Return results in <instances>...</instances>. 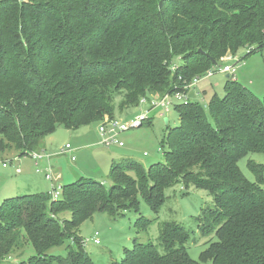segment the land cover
I'll list each match as a JSON object with an SVG mask.
<instances>
[{"label":"trees","instance_id":"obj_1","mask_svg":"<svg viewBox=\"0 0 264 264\" xmlns=\"http://www.w3.org/2000/svg\"><path fill=\"white\" fill-rule=\"evenodd\" d=\"M263 48L264 0H0V153L30 156L59 126L78 130L114 118L117 101L123 111L187 93L226 56ZM174 110L180 125L167 134L163 162L149 169L115 162L110 186L81 177L62 186L59 200L6 198L0 261L30 244L35 255L20 264H95L80 234L84 223L96 214H139L140 198L158 215L166 189L192 184L214 200L198 228L216 241L199 260L186 248L190 233L171 222L161 231L164 254L135 239L112 264H264V165L248 163L256 182L239 167L264 154V98L231 75L208 112L190 100ZM66 213L71 219L59 217ZM136 225L147 230L151 221L141 216ZM67 241L65 257L49 254Z\"/></svg>","mask_w":264,"mask_h":264},{"label":"rangeland","instance_id":"obj_2","mask_svg":"<svg viewBox=\"0 0 264 264\" xmlns=\"http://www.w3.org/2000/svg\"><path fill=\"white\" fill-rule=\"evenodd\" d=\"M230 56H226V60ZM233 57L227 62H222L220 67L211 69L213 77L209 80H202V84L196 89H190L188 99L200 104L208 112L211 98L215 94L219 97L225 95L227 80L221 70L226 65L235 67L233 76L235 80L263 99L264 48L262 51L249 55L245 49H241ZM171 100L175 105L184 103V100ZM119 104L120 101H117L114 118L120 122L129 124L141 119L144 115L146 118L140 128L131 129L120 136V140L124 143L122 148L117 146L106 148L101 144L98 132L99 123L81 127L78 130H67L59 126L53 134L43 140L40 149L36 152L43 156V159L38 162V167L41 170L53 168L54 178L59 179L57 181L55 179L53 181L46 180L44 171L37 174V161L32 156L19 159L13 149H7L4 153H0V206L6 198L19 196L13 195L9 190L23 182L36 187L32 193L50 190L53 186L51 182L55 186H64L81 177L92 178L110 186L112 182L109 174L114 161L120 162L125 158L132 159L144 165L146 169H149L153 164L163 162L164 152L168 150L167 134L170 128L180 125L177 111L172 108L166 117H161L162 111L160 109L153 110L149 103H140L136 108L123 111L119 109ZM148 120H151L152 123L148 124ZM66 145H70L75 161H71L70 154L63 155ZM144 153H147L148 156H144ZM16 159L21 160V175L14 174L16 162L13 161ZM5 162L9 163L7 168H3ZM249 162L264 165V154H250L239 162V167L247 179L256 182L255 175L248 167ZM23 176L29 177V179ZM16 179L20 181H15ZM262 187L264 189V185ZM7 193L8 195H5ZM213 205L214 200L209 191L197 189L192 184L188 185V188L184 184H177L166 189V202L158 215L140 198L139 214L133 211L123 212V215L120 216L96 214L92 220L82 225L80 234L84 241H89L85 248L95 264H112L120 262L124 258V249H131L135 239L140 243H154L158 246L159 252L164 254L160 242L161 231L164 224L176 222L190 233L186 248L191 258L198 261L200 254L208 248L209 242L216 241L213 236L203 237L198 228V218L203 210L213 207ZM141 216L151 221L147 230H140L139 225H136L137 219ZM59 217L71 219V214L66 213ZM95 239L100 241L99 245L94 243ZM71 244L72 241H67L64 246L50 250L49 254L65 257ZM34 255L33 247L28 244L21 252L0 261V264H20Z\"/></svg>","mask_w":264,"mask_h":264},{"label":"built area","instance_id":"obj_3","mask_svg":"<svg viewBox=\"0 0 264 264\" xmlns=\"http://www.w3.org/2000/svg\"><path fill=\"white\" fill-rule=\"evenodd\" d=\"M227 57L223 58L222 62H227V60L234 58L231 55L230 58H228L226 60ZM221 72L234 75L235 74V67H230V66L226 65L223 67ZM211 77H213V73L210 70L205 75L196 77L189 85H187L185 87V90L189 91L190 89L196 87L202 80L208 79ZM171 99L184 100V103L189 101L187 93L177 92L173 95L167 94L163 97H152L151 99H142L141 103H149L153 110L154 109H160L162 111L161 116L166 117V115L168 113H170L171 109L175 108V106H176ZM144 117H145V115L141 119H137V120H135L129 124H124V123L120 122L119 120H117L116 118H109L106 116L104 118V120L98 124V132H99L100 137H101V144L104 145L106 148H111L113 146H117L120 148L124 147V143L120 140V136L123 133L130 131L131 129L140 128L143 125L144 121L146 120V118H144ZM67 154L71 155V161H75V157L72 155V150H71L70 145H66L65 150L63 151V155H67ZM30 156H32L33 159L37 161V170H36L37 173L43 172L38 167V162H39V160L43 159V156L40 155L39 153H32ZM13 162L18 163L19 159H16ZM8 164H9L8 162H5L3 164V167L7 168ZM16 171H17V173L21 172V170L19 168ZM44 173H45L46 180L53 181V179H55V181H57V178L56 177L54 178L53 169L48 168L46 170V172H44ZM51 183L53 186L51 187V189L48 193L53 200H59L62 197V186L61 185L55 186L53 182H51ZM96 236H97V234H96ZM88 242H89L88 240H85L83 242L85 247H86ZM94 243L96 245H99L100 241L98 239H95Z\"/></svg>","mask_w":264,"mask_h":264},{"label":"crops","instance_id":"obj_4","mask_svg":"<svg viewBox=\"0 0 264 264\" xmlns=\"http://www.w3.org/2000/svg\"><path fill=\"white\" fill-rule=\"evenodd\" d=\"M223 74H225V75H228L227 73H223ZM229 75H231V74H229ZM235 75V74H234ZM233 75V76H234ZM226 77V76H225ZM209 79H211V78H208L207 80H209ZM207 80H205V81H207ZM204 82V81H203ZM200 84H202V82H200L196 87H194V88H192V89H196ZM189 95H190V93L189 92H187V96L189 97ZM162 117V116H161ZM147 153H144V156H148V155H146ZM73 155V154H72ZM74 156V155H73ZM22 159V158H21ZM126 159V158H125ZM124 160V159H123ZM21 161V160H20ZM18 162V163H16V167H15V170H14V174L15 175H21L22 174V170H21V162ZM116 161H114L113 162V164L115 163ZM4 168V167H3ZM20 169L21 170V172L20 173H17V169ZM48 168H46L45 170H42V171H44V172H46V170H47ZM51 169H53V168H51ZM37 170V169H36ZM36 173H37V171H36ZM37 174H39V173H37ZM17 177V176H16ZM15 177V178H16ZM23 177H25L26 179H29V177H26V176H23ZM57 178V177H56ZM86 178V177H85ZM46 179V178H45ZM58 179V178H57ZM92 179V178H91ZM59 180V179H58ZM15 181H20L19 179H16ZM36 189V187L34 188V186H31L30 184H26V183H22V184H16V186H14V187H11L10 188V190L9 191H11V193H13V195H24V194H35V193H32V191H34ZM50 190H47V191H42V192H36V193H48ZM5 195H8V193L7 194H5Z\"/></svg>","mask_w":264,"mask_h":264},{"label":"water","instance_id":"obj_5","mask_svg":"<svg viewBox=\"0 0 264 264\" xmlns=\"http://www.w3.org/2000/svg\"><path fill=\"white\" fill-rule=\"evenodd\" d=\"M200 53H201V51H200ZM213 63H214V65H217V63L215 61H213ZM230 77H231V75L228 74V75H226L225 78H226V80H228V79H230ZM166 121L168 123V120H166Z\"/></svg>","mask_w":264,"mask_h":264}]
</instances>
